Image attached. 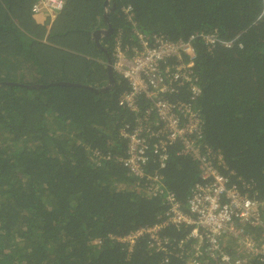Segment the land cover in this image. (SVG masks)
Masks as SVG:
<instances>
[{
	"label": "trees",
	"instance_id": "16d2710c",
	"mask_svg": "<svg viewBox=\"0 0 264 264\" xmlns=\"http://www.w3.org/2000/svg\"><path fill=\"white\" fill-rule=\"evenodd\" d=\"M36 1L0 0V264H185L181 249L165 257L141 239L128 253L112 238L156 224L166 210L163 197L148 191V179L137 182L117 161L127 147L120 131L139 116L118 106L127 83L114 72L108 84L116 39L136 45L123 9L132 8L146 35L177 41L202 32L233 41L211 49L195 43L202 92L192 104L204 145L223 156L221 172L262 201L263 0H66L53 21L40 23L32 13ZM94 31L103 32L99 49L90 41ZM93 49L101 61L94 66L86 52ZM62 82L80 86L51 85ZM177 90L172 102L192 101L186 86ZM147 102L139 101L140 115ZM179 149H168L160 173L185 204L199 164ZM158 167L150 156L145 172ZM188 231L167 227L162 236L174 249Z\"/></svg>",
	"mask_w": 264,
	"mask_h": 264
},
{
	"label": "built area",
	"instance_id": "2783aa9c",
	"mask_svg": "<svg viewBox=\"0 0 264 264\" xmlns=\"http://www.w3.org/2000/svg\"><path fill=\"white\" fill-rule=\"evenodd\" d=\"M65 5L66 0H37L32 13L53 21ZM123 11L132 23L136 45L123 46L117 38L112 68L128 86L118 106L139 116L134 127L126 125L120 131L127 147L125 156L117 161L137 182L147 178L148 191L163 197L166 210L156 224L112 238L126 246L128 253L141 239L147 240L152 252L165 257L181 249L178 256L186 255L185 264H248L254 258L264 262V199L258 201L243 194L221 172L225 168L223 156L204 145L202 117L192 104L202 92L194 75L195 43L202 41L211 49L216 45L230 47L233 41L202 32L177 41L146 35L137 30L132 8ZM257 18H264V0ZM180 86L189 89L192 101L170 100ZM140 100L148 101L142 115ZM177 144L178 155L189 156L199 164L198 182L185 204L166 188L160 173L166 166L168 149ZM150 156L159 164L153 175L145 172ZM167 227L189 230L174 249L162 236Z\"/></svg>",
	"mask_w": 264,
	"mask_h": 264
},
{
	"label": "rangeland",
	"instance_id": "374dc122",
	"mask_svg": "<svg viewBox=\"0 0 264 264\" xmlns=\"http://www.w3.org/2000/svg\"><path fill=\"white\" fill-rule=\"evenodd\" d=\"M64 10V9H63ZM61 13V12H60ZM100 35V33H97L96 31H94L93 33H92V35H91V43H92V40L94 41V45H96V48L97 49H99V41H98V39H97V37ZM92 48V47H91ZM86 52H88L89 53V55H90V57H92L93 59H92V61H91V65L92 66H94V65H96V62H97V64H100L98 61H100V60H96L97 59V56L98 57H100V55L98 54V50H95V49H93V50H86ZM85 55V54H84ZM90 59V58H89ZM95 60V61H94ZM101 62V61H100ZM108 74H109V72H108ZM107 74V76L109 77V82H108V84H110L111 83V81H110V74L108 75ZM106 80H107V78L105 77V82H106ZM98 158V157H97Z\"/></svg>",
	"mask_w": 264,
	"mask_h": 264
},
{
	"label": "water",
	"instance_id": "95a60500",
	"mask_svg": "<svg viewBox=\"0 0 264 264\" xmlns=\"http://www.w3.org/2000/svg\"><path fill=\"white\" fill-rule=\"evenodd\" d=\"M102 31H98L97 33H101ZM110 65H109V67L107 68L108 69V71H109V74H110V81L111 82H113V74H114V72H113V69H112V67H111V62L109 63ZM52 86H58V85H60V86H80V85H78V84H73V83H52L51 84Z\"/></svg>",
	"mask_w": 264,
	"mask_h": 264
},
{
	"label": "crops",
	"instance_id": "0c3cea01",
	"mask_svg": "<svg viewBox=\"0 0 264 264\" xmlns=\"http://www.w3.org/2000/svg\"><path fill=\"white\" fill-rule=\"evenodd\" d=\"M46 19L45 16H41V15H38L36 16V20L40 23V22H43L44 20ZM100 38V35L97 37V39ZM109 67V64L107 65Z\"/></svg>",
	"mask_w": 264,
	"mask_h": 264
},
{
	"label": "clouds",
	"instance_id": "9594fccd",
	"mask_svg": "<svg viewBox=\"0 0 264 264\" xmlns=\"http://www.w3.org/2000/svg\"><path fill=\"white\" fill-rule=\"evenodd\" d=\"M101 34H103V32H101ZM100 34V35H101ZM111 63H112V61H111ZM110 65V64H109ZM111 67H112V64H111ZM107 68H108V66H107ZM113 69V68H112ZM109 72V71H108ZM113 72H114V70H113ZM95 155V154H94ZM96 156V155H95ZM101 158V157H100Z\"/></svg>",
	"mask_w": 264,
	"mask_h": 264
},
{
	"label": "bare ground",
	"instance_id": "6f19581e",
	"mask_svg": "<svg viewBox=\"0 0 264 264\" xmlns=\"http://www.w3.org/2000/svg\"><path fill=\"white\" fill-rule=\"evenodd\" d=\"M56 14V13H55ZM114 58H115V52H114Z\"/></svg>",
	"mask_w": 264,
	"mask_h": 264
}]
</instances>
